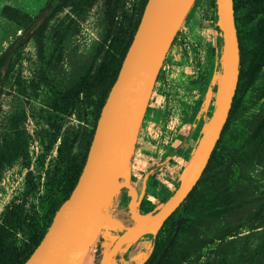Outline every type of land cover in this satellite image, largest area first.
Masks as SVG:
<instances>
[{"label":"rangeland","instance_id":"rangeland-1","mask_svg":"<svg viewBox=\"0 0 264 264\" xmlns=\"http://www.w3.org/2000/svg\"><path fill=\"white\" fill-rule=\"evenodd\" d=\"M48 1L0 0V55L10 47L0 82V152L14 137L21 144V154L0 171V223L25 253L36 228L48 229L69 191L71 159L80 161L87 152L85 130L98 122L105 99L99 68L148 2L70 4L49 21L41 55L31 33L59 0L46 7ZM237 2L243 72L225 131L186 213L178 210L157 235L160 248L173 233L171 254L184 258L182 264H264V142H249L264 117V64L251 70L264 40V0ZM216 21V0H196L162 64L123 176L138 187L143 215L152 214L176 188L210 123L224 61ZM72 88L81 93L68 98ZM131 197L124 188L102 206L112 217L94 264H104L115 238L134 223ZM138 241L127 243L111 264L144 262L156 246L151 238Z\"/></svg>","mask_w":264,"mask_h":264},{"label":"water","instance_id":"water-1","mask_svg":"<svg viewBox=\"0 0 264 264\" xmlns=\"http://www.w3.org/2000/svg\"><path fill=\"white\" fill-rule=\"evenodd\" d=\"M195 2L148 0L102 108L80 178L70 196L60 205L42 240L23 264H69L95 213L120 190L128 188L132 192L129 209L134 223L125 225L115 238L104 262L111 264L127 243L142 238L144 234L156 238L166 220L198 184L223 135L239 87L241 45L235 0H216V24L224 45L219 92L210 123L186 164L178 186L152 214L143 215L137 208L138 187L123 180L133 162L140 127L162 64Z\"/></svg>","mask_w":264,"mask_h":264},{"label":"trees","instance_id":"trees-1","mask_svg":"<svg viewBox=\"0 0 264 264\" xmlns=\"http://www.w3.org/2000/svg\"><path fill=\"white\" fill-rule=\"evenodd\" d=\"M54 0H49L46 4V7L50 6ZM90 0H59L58 3L54 6L52 11L43 19V21L35 28V30L31 33L32 35H37V42H38V48L39 51L42 54H44L45 51V42H44V35L45 31L48 27V23L51 20V18L60 10L65 8L66 6L70 4H75L77 6L84 5L85 3L89 2ZM238 2L235 0V9L236 13L238 11ZM143 15V13H142ZM141 17L135 22V24L132 27V30L128 35H124L121 39V43L117 48H115L111 53L107 56V58L103 61L101 64L99 71H98V80L99 83L102 85L103 89L105 90V99L102 103V107L104 106L106 99L110 93V90L115 83L119 71L121 69L122 63L124 61V58L127 54V51L132 43V40L134 38V35L138 29L139 23L141 21ZM237 26H238V18L236 16ZM264 31V26L262 27ZM219 30V28H218ZM221 33V31L219 30ZM64 33V31H63ZM10 48V47H9ZM9 48L6 49L1 55H0V82L2 80V68L7 63L9 58ZM264 64V40L263 43L257 53V57L255 58V61L251 65V70L253 73H256L260 70V68ZM243 72V53L241 50V73H240V79ZM2 93L3 88L0 83V111L2 110L3 103H2ZM81 93V89L72 88L69 90L65 95L69 98L73 95H79ZM101 113V112H100ZM100 116V114H99ZM98 116V118H99ZM98 123V122H97ZM97 123L94 125V128L91 131H88L87 129L85 132L89 135L88 140V149L84 157L80 161H76L75 158L71 159L69 169L67 172H69L68 176V193L66 194L64 200L62 203L70 196L73 189L75 188L80 175L82 173L83 167L85 165V162L87 160L88 152L95 134V130L97 127ZM226 125L224 127L223 133L225 131ZM264 117L260 124L258 125L257 129L253 133L252 137L249 139V142L251 144H261L264 142ZM215 152V151H214ZM21 154V144L17 137H14L12 141H9L5 148L0 152V171L2 167L7 163L11 162L14 159H16ZM214 156V153L212 155V158ZM192 157V154H190L189 159ZM211 158V160H212ZM210 160V162H211ZM209 162V164H210ZM208 164V166H209ZM207 166V167H208ZM207 169V168H206ZM206 171V170H205ZM198 185V184H197ZM197 185L194 187V189L189 193L188 197L184 200V202L180 205V207L171 215L173 216L176 214V212L179 210L180 213L184 214L186 213L187 209L184 207L186 206L189 198L193 195L194 191L197 188ZM178 186V183L176 184V187ZM174 192L171 191L168 193V195L164 198V201L169 198V196ZM61 203V204H62ZM60 204V205H61ZM59 205V207H60ZM24 213L23 207L19 208V216L18 219L22 217V214ZM170 216V217H171ZM169 217V218H170ZM168 218V219H169ZM167 219V220H168ZM23 220V217L20 219V222ZM166 220V222H167ZM165 222V223H166ZM37 227V226H36ZM40 229L37 227L36 231L33 235L32 239V245L29 248L28 252L25 253V251L18 249L16 247L11 239L10 236V228L6 225L0 223V264H23L32 254V252L35 250V248L38 246L40 241L42 240L43 236L45 235L47 229H44L43 231H39ZM142 238H151L152 241L155 243L154 246H156L155 251H151L150 256L142 263V264H182L185 259L184 258H178L176 259L173 254H171V248L174 243L175 236L173 233L163 242L162 247L158 248V240L157 237L153 238L150 234H144L142 235ZM154 248V247H153Z\"/></svg>","mask_w":264,"mask_h":264},{"label":"bare ground","instance_id":"bare-ground-1","mask_svg":"<svg viewBox=\"0 0 264 264\" xmlns=\"http://www.w3.org/2000/svg\"><path fill=\"white\" fill-rule=\"evenodd\" d=\"M111 217V213L105 212L102 207L95 213L93 221L84 232L69 264L95 263L97 245Z\"/></svg>","mask_w":264,"mask_h":264},{"label":"crops","instance_id":"crops-1","mask_svg":"<svg viewBox=\"0 0 264 264\" xmlns=\"http://www.w3.org/2000/svg\"><path fill=\"white\" fill-rule=\"evenodd\" d=\"M138 240H139V239H135V240H133V241L131 242V244H134L135 242H139Z\"/></svg>","mask_w":264,"mask_h":264}]
</instances>
